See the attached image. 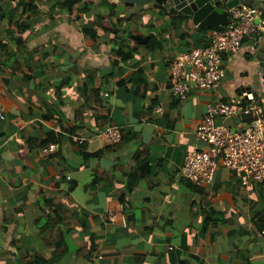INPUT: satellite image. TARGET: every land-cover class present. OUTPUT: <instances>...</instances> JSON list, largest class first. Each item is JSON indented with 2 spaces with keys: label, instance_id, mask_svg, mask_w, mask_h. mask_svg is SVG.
I'll list each match as a JSON object with an SVG mask.
<instances>
[{
  "label": "crops",
  "instance_id": "crops-1",
  "mask_svg": "<svg viewBox=\"0 0 264 264\" xmlns=\"http://www.w3.org/2000/svg\"><path fill=\"white\" fill-rule=\"evenodd\" d=\"M114 4L0 0V264H264L258 184L222 164L199 187L181 172L208 104L249 86L264 105V28L222 54L217 84L180 99L168 64L207 30L190 22L178 38L167 8ZM249 117L214 120L242 129ZM108 124L121 140L87 152Z\"/></svg>",
  "mask_w": 264,
  "mask_h": 264
},
{
  "label": "built area",
  "instance_id": "built-area-1",
  "mask_svg": "<svg viewBox=\"0 0 264 264\" xmlns=\"http://www.w3.org/2000/svg\"><path fill=\"white\" fill-rule=\"evenodd\" d=\"M262 15V8L256 4L238 2L229 7L227 24L209 28L204 45L190 46L173 55L168 64L171 92L183 99L191 85L208 90L217 84L224 75L222 54L235 52L244 38L251 37L258 28H264ZM245 93L248 94L246 90ZM249 93V98L240 94L208 104L199 117L194 135L203 145L186 150L181 166L182 174L193 187L209 184L215 169L222 164L233 170L242 185L249 181L257 183L264 197V105L251 89ZM155 110L162 112L159 105L155 106ZM234 115L250 117L242 129L214 120L216 116ZM100 135L108 144L121 140V131L113 124H108ZM75 138L79 141L83 139L82 136ZM54 149L55 144L51 142L41 147V153ZM110 216L114 217L115 213Z\"/></svg>",
  "mask_w": 264,
  "mask_h": 264
},
{
  "label": "water",
  "instance_id": "water-1",
  "mask_svg": "<svg viewBox=\"0 0 264 264\" xmlns=\"http://www.w3.org/2000/svg\"><path fill=\"white\" fill-rule=\"evenodd\" d=\"M113 3H119L125 6H141L147 3L154 2L167 8V11L173 15L180 17L182 14L188 15L191 22L198 26H224L228 22L227 9L232 5L242 2L259 5L264 12V0H109ZM220 1V2H219ZM219 2V3H218ZM96 8L98 12L105 15L108 12V7L97 2ZM264 18V17H263ZM258 21V18L255 19ZM13 37L19 41V39ZM129 38L138 43H145L148 35H141L139 33H130ZM262 80L264 83V68L262 72ZM248 93L245 97H251L249 86H245ZM103 147V138L100 134L93 136L86 146V151L93 153Z\"/></svg>",
  "mask_w": 264,
  "mask_h": 264
},
{
  "label": "trees",
  "instance_id": "trees-1",
  "mask_svg": "<svg viewBox=\"0 0 264 264\" xmlns=\"http://www.w3.org/2000/svg\"><path fill=\"white\" fill-rule=\"evenodd\" d=\"M106 2V4H108L110 7H114V3H108L106 0H103ZM220 2V1H219ZM218 2V3H219ZM173 15V14H171ZM190 18L188 15L182 14L180 17L178 16H174L171 18H168L166 20V26L167 28L170 30V34L173 33V35L177 36L178 38H183L185 37V35H187L188 30H189V25H190ZM212 27H222V26H212ZM199 28H202L204 30H208L209 28H211V26H199ZM154 39H156V36L154 33H149L148 34V40L146 43H144L143 45L150 48L152 41H154ZM158 44L159 41L157 40ZM117 54L121 55L122 57H127L129 56L128 52L127 53H123L121 50H117ZM81 152L84 154H87V152L85 151V143H81ZM260 229L263 231L264 233V212L261 214L260 218ZM45 261L44 260H40L38 258H33L32 261L29 262V264H44Z\"/></svg>",
  "mask_w": 264,
  "mask_h": 264
},
{
  "label": "rangeland",
  "instance_id": "rangeland-1",
  "mask_svg": "<svg viewBox=\"0 0 264 264\" xmlns=\"http://www.w3.org/2000/svg\"><path fill=\"white\" fill-rule=\"evenodd\" d=\"M222 1V0H221Z\"/></svg>",
  "mask_w": 264,
  "mask_h": 264
}]
</instances>
